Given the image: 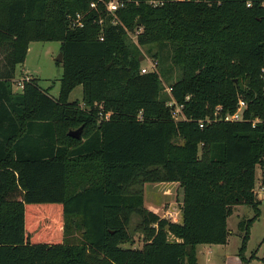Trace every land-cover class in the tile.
<instances>
[{"label":"trees","instance_id":"obj_1","mask_svg":"<svg viewBox=\"0 0 264 264\" xmlns=\"http://www.w3.org/2000/svg\"><path fill=\"white\" fill-rule=\"evenodd\" d=\"M92 1L0 0V47L9 49L0 72V264H198L196 246L226 243L228 218L244 204L256 209L239 223L246 261L264 166V124L252 125L264 118V0H132L117 22ZM77 13L81 27L70 22ZM126 29H141L136 43ZM33 41L61 43L58 97L35 77L13 90ZM166 41L183 72L171 96L158 53L159 71L141 73L138 48ZM78 85L83 98L70 102ZM171 97L186 120L173 118ZM240 99L242 121L199 126L218 105L235 112ZM78 128L79 137L69 134ZM146 182L179 183L181 222L145 206Z\"/></svg>","mask_w":264,"mask_h":264},{"label":"rangeland","instance_id":"obj_2","mask_svg":"<svg viewBox=\"0 0 264 264\" xmlns=\"http://www.w3.org/2000/svg\"><path fill=\"white\" fill-rule=\"evenodd\" d=\"M161 1V0H156ZM132 31H129L128 36L133 43H136L137 37ZM61 44L59 41H33L30 43L29 51L25 61L18 64L15 72V81L13 84L14 91H21L18 81H22L25 76L29 75L38 79L39 86L48 90L49 94L58 97L61 88V78L63 73V65L61 62L56 61V58L61 52ZM7 48V49H6ZM140 51L141 65L148 62L147 58L152 57L153 52L158 53L160 59V73L162 76L163 93L165 86L170 85L173 81L180 78L183 74L182 69L175 65L172 61L173 45L171 42H162L155 44L151 51L148 47L138 46ZM6 49V50H5ZM9 51L7 46L0 47V72L3 70L5 64V56ZM146 59V60H145ZM83 98V86H76L69 96V101H81ZM258 169V168H257ZM258 176H259V170ZM169 185H176L173 182H146L144 184L145 206L154 207V211H162L161 208L167 202L164 199L168 198L167 187ZM175 197L179 196L176 190H172ZM171 194V193H170ZM181 197L183 196V189L180 187ZM176 201V200H174ZM163 203V204H162ZM169 204V203H168ZM161 205V206H160ZM178 210V208H177ZM176 209L174 212L177 211ZM259 217L256 218L249 228V237L246 243L245 257L246 261H241L239 258V249L242 245L245 230L240 227L239 223L243 220L247 221L256 215V209L250 205H238L234 212L228 218L229 236L224 244H198L197 256L201 264H264L262 260L263 247H264V204L258 205ZM164 214V212L162 211ZM167 218H178L180 221L181 216L174 214V216H166ZM175 221V220H174ZM139 216L132 215L131 226L135 232V244L138 247L143 244V235L139 231H135ZM172 237L171 239H173ZM175 239V238H174ZM129 247V244H124ZM239 258V259H237Z\"/></svg>","mask_w":264,"mask_h":264},{"label":"built area","instance_id":"obj_3","mask_svg":"<svg viewBox=\"0 0 264 264\" xmlns=\"http://www.w3.org/2000/svg\"><path fill=\"white\" fill-rule=\"evenodd\" d=\"M132 0H94L90 3V6L92 8H97L99 4H103L105 7V10L107 11L108 14L112 15L114 17V22L118 21L117 17V10L120 8L125 7L129 2ZM150 3L157 5L161 3V1H156V0H151ZM102 22V20H100ZM70 22L73 27H81L84 25L83 22V14L82 13H77L74 16H70ZM127 30V29H126ZM141 31V29L137 30L134 35L138 34ZM129 33V31L127 30ZM100 39L103 40L104 37L103 35L100 36ZM146 60V59H145ZM148 62H145L141 66V73H148V72H158L159 71V62L156 58L154 57H149L147 58ZM261 76L264 78V63L261 68ZM31 78L30 76H25L22 81H18V85H20L21 88L24 87V83L26 81H29ZM165 91L167 94L171 96L172 92V87L171 85L165 86ZM168 105L172 108V116L176 121L180 120H186L187 117L183 113V104L177 103V101L171 97L168 100ZM247 104L245 100L240 99L238 103V108L235 112H227L224 113L222 109V105H218L215 107L213 115L200 120L199 121V126L203 128L207 124H211L217 121H228V122H234V121H242L243 120V112L246 108ZM257 123H263L264 124V118H256L252 121L253 127L256 126ZM254 196L256 200L260 204H264V176L263 178L255 184V187L253 189Z\"/></svg>","mask_w":264,"mask_h":264},{"label":"crops","instance_id":"obj_4","mask_svg":"<svg viewBox=\"0 0 264 264\" xmlns=\"http://www.w3.org/2000/svg\"><path fill=\"white\" fill-rule=\"evenodd\" d=\"M61 44V43H60ZM61 48V47H60ZM29 76V75H28ZM31 77V76H30ZM258 169H257V171L259 170V176H258V172L256 171V183L257 182H259L262 178H263V176H264V166L262 165V166H258L257 167ZM173 183H176V185L174 186V185H169L168 187H167V189H165V191H169L168 192V198L167 199H164V200H166L167 202L163 205V207L161 208V210L164 212V214L162 213V211H154V207H147L149 210H152L153 212H155V213H157V214H159V215H161L162 217H165V215L166 216H174V214H176V215H180L181 216V220H182V203H183V201H182V197H181V194H180V185H179V183L178 182H173ZM170 188H172V190H176V192H177V194L179 195V196H177V197H175L174 195H173V191H171V189ZM171 193V194H170ZM174 200H176V201H174ZM144 203H145V195H144ZM169 203V204H168ZM163 204V203H162ZM161 206V205H160ZM238 205H236V206H234V210L236 209V207H237ZM177 208H178V210H177ZM177 210L176 212H174V210ZM234 212V211H233ZM173 220H175V221H177V222H181V220L180 221H178V218H174ZM143 245V244H142ZM141 245V246H142ZM141 246H138V247H141ZM134 247H136V246H134ZM199 253L197 252V246H196V256L198 255ZM237 259H239V258H237ZM197 261H198V264H201L200 262H199V258H198V256H197ZM229 264V263H228Z\"/></svg>","mask_w":264,"mask_h":264},{"label":"water","instance_id":"obj_5","mask_svg":"<svg viewBox=\"0 0 264 264\" xmlns=\"http://www.w3.org/2000/svg\"><path fill=\"white\" fill-rule=\"evenodd\" d=\"M141 24V20L138 19V21L136 22V26H139ZM141 60H143V57H141ZM56 61L58 62H62L63 61V53L60 52L59 56L56 58ZM80 131H81V128H78L76 130H72L69 132V134L71 136H74V137H79L80 136Z\"/></svg>","mask_w":264,"mask_h":264}]
</instances>
